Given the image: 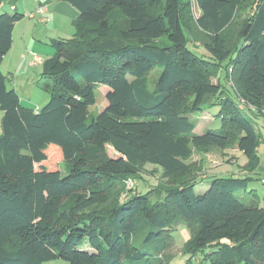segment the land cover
Here are the masks:
<instances>
[{
    "label": "trees",
    "instance_id": "1",
    "mask_svg": "<svg viewBox=\"0 0 264 264\" xmlns=\"http://www.w3.org/2000/svg\"><path fill=\"white\" fill-rule=\"evenodd\" d=\"M64 1L78 16L42 63L46 104L22 106L0 70V264H158L179 224L191 235L185 257L264 264V207L247 192L262 140L242 114L264 112V0H195V21L189 0ZM242 5L253 12L237 23ZM23 17L0 14V63ZM221 69L236 92L212 82ZM99 86L106 102L87 124ZM213 107L220 127L195 134L192 115ZM230 148L246 175L211 177L197 193L203 156ZM145 164L161 182L121 201Z\"/></svg>",
    "mask_w": 264,
    "mask_h": 264
},
{
    "label": "rangeland",
    "instance_id": "2",
    "mask_svg": "<svg viewBox=\"0 0 264 264\" xmlns=\"http://www.w3.org/2000/svg\"><path fill=\"white\" fill-rule=\"evenodd\" d=\"M35 1L34 0H18L17 3H15L16 12L12 10V7L8 3H4L0 6V14L8 13H19L23 14L24 17L21 22V27L23 30L26 28L27 33H31L34 29L35 32L33 34L29 35L30 37L33 35V39L38 37L37 43L41 45L40 53L41 58L45 59L46 52L51 50L52 52V46L49 39L47 40V36H49L51 26L49 23L46 24H40L37 22V20L28 21L30 18L28 15L31 12H34L35 8ZM249 4L253 2H248ZM42 6V5H40ZM39 6V7H40ZM38 7V8H39ZM37 8V7H36ZM37 8V9H38ZM187 14H189L190 20L195 21V19L200 15V12L197 8L195 0H189L188 2V8H187ZM251 8H245V6H241L238 14H237V23H241L242 21H247L249 17L252 14ZM36 13V12H35ZM34 13V14H35ZM46 18V17H44ZM49 19V18H46ZM73 28L71 25H67L63 32L64 34H72ZM21 28H17L14 35V49L12 51V55L18 54V48L20 47V37H21ZM27 35V39L29 40V37ZM31 38V39H32ZM71 38V37H70ZM53 41H56L55 37L53 38ZM188 44L191 50L194 53H197L198 55L203 56V58L207 59V54L202 49L200 43L193 37V35L188 36ZM165 40V39H164ZM166 41V40H165ZM32 41H30L28 44H31ZM26 46V50L28 51V45ZM52 55V53H51ZM12 57V56H11ZM36 74L37 71H39V68H36ZM222 70V69H221ZM220 70V71H221ZM231 68L228 70V73L230 74ZM161 70L157 67L154 70H152L147 78H148V87L149 89H153L154 84L160 74ZM225 73L222 70L221 72L218 71L217 77H215L212 82L216 83L218 80L221 81V84H224L226 87H228L231 91L236 92L233 82L231 81V76L227 78V81L224 79ZM13 79L11 81H7V88H10V85L12 84ZM45 82L44 79H40L38 76L36 77V80L34 82V85H36L35 90H30L29 87H22L21 90L17 91V95L20 97L23 102H29L31 106H38L42 107L46 104L48 100V96H46L45 92L42 90L43 83ZM11 83V84H10ZM108 91V88L105 86H99L97 90H95V100L96 103L93 106H90L88 108V118H87V124H89L92 119L100 112V105L103 103L105 93ZM32 94V97H31ZM236 96H238L235 93ZM47 98V99H46ZM238 99V98H237ZM31 100V101H30ZM106 102V100H104ZM43 104V105H42ZM218 107L213 108H205V110L202 113H196L192 115V119L196 122V128L194 130V133L197 135L202 134L205 130H216L220 127V120L218 118ZM255 113V114H253ZM253 113L251 112H245L242 111V114L244 117L252 123V125L255 127L257 133L261 136V140H264V112H258L256 109L253 108ZM2 113L0 112V120H1ZM205 117V119L203 118ZM204 124V127H201V125ZM203 128V129H202ZM1 133V129H0ZM263 142L257 147L256 155L259 159V166L264 169V161L262 157V149H263ZM109 155H113L111 151H109ZM202 156L194 155L192 158V161L199 162L201 160ZM201 171L198 172V178L203 179L201 183H199L195 190L197 193H201L203 189L206 187V184H208L211 177H220V176H235V177H243L245 172L242 170V167L246 164V159L235 149L230 148L226 150L223 154L220 151H213L207 155L203 156V161H201ZM258 170V169H257ZM228 174V175H227ZM259 176L262 178L263 173L258 172ZM227 175V176H226ZM243 175V176H241ZM161 180V172L159 168H156L152 166L151 164H145L144 168L141 170V173L138 176L137 181H135L134 187H133V195H144L153 188L157 186V184ZM250 190L254 191V194L256 195L258 199V205L260 207H264V186L260 184L251 183L250 187L247 189V192H250ZM131 193V191L127 192L126 186L124 190L122 191L121 201L128 198L126 194ZM242 195V197H241ZM239 199L242 202L244 201V193H240L238 196ZM248 197V195H247ZM169 238L167 239V246L165 248V251L162 255H160L157 259L159 263L158 264H202L204 254L197 253L194 256L191 257H185L182 255L183 252V246L186 242L189 241L191 235L188 227H185L183 224H179L176 230H172L169 232ZM189 260V262H188ZM51 264H68L67 262H63L61 260H56L51 262Z\"/></svg>",
    "mask_w": 264,
    "mask_h": 264
},
{
    "label": "crops",
    "instance_id": "3",
    "mask_svg": "<svg viewBox=\"0 0 264 264\" xmlns=\"http://www.w3.org/2000/svg\"><path fill=\"white\" fill-rule=\"evenodd\" d=\"M34 1H35V3H34L35 8L33 10L34 12H31V14L35 13L37 11V8L40 5H45L46 10L44 11L43 14H41V15L36 14L34 16V18L28 19L27 22L32 21V20H37V22L40 24L49 23V25L51 26V30H50L51 34L49 36H47V38H46L47 40L49 39V41L52 43L54 40L53 39L54 37L57 40H68V39H70V37L73 36L74 31L71 35L70 34H68V35L64 34V32H63L64 28L67 25L72 26V22L74 20H76V18L78 16V12L73 7H71L64 0H34ZM4 3H8L12 7V10L14 12H16L17 9L15 7V3L12 4V3L8 2V0H3L2 4H4ZM44 17L49 18V19H47L48 22L41 23V19H46ZM21 22H22V20L17 22L14 25L13 30H12V34H11V38H12L11 48H10L9 52L3 57V59L0 63V70L3 73V75L6 77V83H7V81H11L13 79V82H11L12 84L10 83L11 85H10L9 89H13L16 93H17V91L21 90L22 87L23 88L29 87L30 90H35L36 85H34V82L36 80V77L38 76L40 79H43L41 77V68H42L43 61L50 58L53 55V49H52V52H51V50H49V52L48 51L46 52V54H45L46 58L45 59L41 58V56H40L41 54L38 53L40 51V48H41V45L37 43V41L39 40L38 37L33 39L32 38L33 35L31 37L29 36V35L33 34V32H35V30L33 29L31 33H27L26 28L23 30V28L21 27V25H20ZM17 28H21L22 33H20L21 37H20V47L18 48V54L15 56V55H12V51H13L14 46H15L14 35H15V31ZM27 35L30 37L29 40L27 39ZM30 41H32V43L28 44ZM27 44L29 45L28 51L26 50ZM51 53H52V55H51ZM36 68H39V71H37V74H36V70H38V69H36ZM6 86H7V84H6ZM31 97H32V94H31ZM19 99H20V97H19ZM20 103L22 106L31 107L35 110H38L40 108L38 106H36V107L31 106V104L29 102L24 103L23 100H21V99H20ZM203 118L205 119V117H203ZM201 127H204V124H202ZM262 142H264V140H262ZM257 171L264 174V169L262 167L258 166L256 168V170L248 176L252 177V179H253L252 184L256 182V184H260V185L264 186V175L261 178L259 176V174H257ZM243 175L245 176L246 173ZM243 175H241V176H243ZM220 177H224V176H220ZM263 199H264V195H263ZM45 264H51V262H48Z\"/></svg>",
    "mask_w": 264,
    "mask_h": 264
},
{
    "label": "built area",
    "instance_id": "4",
    "mask_svg": "<svg viewBox=\"0 0 264 264\" xmlns=\"http://www.w3.org/2000/svg\"><path fill=\"white\" fill-rule=\"evenodd\" d=\"M46 10V7H45V5H42V6H40L38 9H37V11H36V13L34 14V13H30L28 16L30 17V18H34V16L37 14V15H41V14H43L44 13V11ZM46 22H48V20L47 19H41V23H46ZM244 101L243 100H241V99H239V108L240 109H243L244 108ZM249 109H251V110H253V108L252 107H249ZM263 149H262V157H263V161H264V142H263ZM134 184H135V181L134 180H127L126 181V183H125V186H126V189H127V191L128 190H132L133 189V187H134Z\"/></svg>",
    "mask_w": 264,
    "mask_h": 264
}]
</instances>
